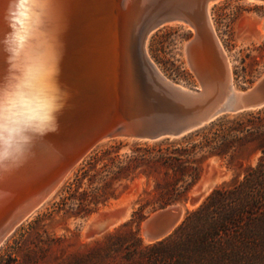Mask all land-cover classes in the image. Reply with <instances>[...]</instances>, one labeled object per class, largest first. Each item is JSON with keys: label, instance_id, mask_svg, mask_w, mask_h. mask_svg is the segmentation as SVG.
<instances>
[{"label": "rangeland", "instance_id": "obj_1", "mask_svg": "<svg viewBox=\"0 0 264 264\" xmlns=\"http://www.w3.org/2000/svg\"><path fill=\"white\" fill-rule=\"evenodd\" d=\"M209 17L216 39L231 64L229 73L233 90L240 92L249 89L264 74V32L259 31L260 20L264 18V3L219 0L211 6ZM257 24H259L258 28ZM193 37L192 29L183 23L162 25L148 36L145 51L150 61L165 78L176 85L195 91L200 87L199 82L187 64L185 56V45ZM235 115H222L216 120L224 117L232 119ZM203 128L208 129L209 124ZM195 132L185 137L191 135L192 139L199 142L200 137H195ZM242 136L244 134L237 137ZM181 139L158 142L126 141L118 138L100 140L66 173L46 199L10 233L0 246V264H126L118 237L130 238V234L136 232L143 246L151 244L144 242L141 225L145 219L161 210L151 208V203L156 201L152 177L139 174L132 181L114 183L112 188L115 189L114 194L118 196L117 199H110L106 205L99 206L95 213L87 217L74 216V211L67 207L64 211H57L55 204L62 197L67 196L63 191L64 187L72 182L79 169L88 167L87 163L93 162L96 171H99L111 159H115L112 165L127 161L133 155V151L138 149L146 153L150 152L151 156H157L159 153L172 156L173 147H170V144L175 143L176 148L184 147L185 144H180ZM261 143L262 139L256 135L235 142L234 150L223 157L198 152L195 155L196 159L205 156L200 161V179L179 201L168 206H182L193 196L200 184L210 176L206 168L211 160L214 171L225 177L215 186L213 185L214 187L201 197L198 205L186 210L185 214L198 207L213 189L230 186L240 181L246 168L255 166L260 157L258 146ZM140 169L159 173V178H162L164 171L161 167L154 169L142 166ZM112 170L115 171L114 168ZM168 173L171 171L168 170ZM104 174L98 172L96 181H99ZM87 183V179L82 181L80 191L88 190ZM95 186L100 185L95 184L93 187ZM120 200H122L121 206L111 211L107 210ZM141 204L148 206L142 211L144 219L140 224L137 226L132 223L116 233L122 224L131 220L132 213ZM109 213H124L127 218L113 228L110 227L112 229L109 228L98 234H93L87 229L88 219L91 216L97 215L99 218Z\"/></svg>", "mask_w": 264, "mask_h": 264}, {"label": "bare ground", "instance_id": "obj_2", "mask_svg": "<svg viewBox=\"0 0 264 264\" xmlns=\"http://www.w3.org/2000/svg\"><path fill=\"white\" fill-rule=\"evenodd\" d=\"M120 1L66 0L67 30L62 35L60 80L71 92L69 106L60 117L59 132L46 136L22 166L0 174V214L19 204L57 174L65 166L67 157L76 153L102 130L121 119L134 120L150 109L151 87L139 58L142 34L164 10L194 7L195 1L199 0H124L122 6ZM212 5L208 3L206 6V22L202 27L205 39H208V29L214 34L209 17ZM182 23L175 19L164 25ZM192 41L185 45V56L198 80V77L208 73L212 62L205 57L204 44L191 45ZM222 53L229 73L231 64L223 49ZM212 163L213 160L208 164ZM206 171L210 176L193 195L198 194L201 186L208 183L215 173L212 167L206 168ZM224 177L218 178L214 186ZM121 203L122 200L117 201L107 210L111 211L121 206ZM104 216L117 220L116 224L110 226L112 228L127 218L124 213H109L99 218L93 215L88 223L103 219ZM144 242L151 243L147 240Z\"/></svg>", "mask_w": 264, "mask_h": 264}, {"label": "trees", "instance_id": "obj_3", "mask_svg": "<svg viewBox=\"0 0 264 264\" xmlns=\"http://www.w3.org/2000/svg\"><path fill=\"white\" fill-rule=\"evenodd\" d=\"M194 134L200 137L199 142L191 134L181 139L184 147L176 148L171 143L172 156H151L150 152L138 149L127 161L112 165L115 159H111L99 171L93 162L87 163L88 167L79 169L64 187L67 196L55 204L57 211L67 207L74 211V216L87 217L110 199H117L114 183L132 181L139 174L153 178L156 201L151 203L152 210L163 209L179 201L200 179V161L205 156L196 159L198 152L223 157L234 150L235 142L257 135L262 143L255 166L247 167L240 181L213 189L198 207L185 214L169 236L145 246L136 232L130 238L118 240L126 264H264V108L236 114L232 119L215 120L208 129ZM142 166L163 168L162 178L159 173L141 170ZM98 172L105 174L96 181ZM84 179L88 190L80 191ZM95 184L100 186L93 187ZM146 206L141 204L116 233L132 223L138 226Z\"/></svg>", "mask_w": 264, "mask_h": 264}, {"label": "water", "instance_id": "obj_4", "mask_svg": "<svg viewBox=\"0 0 264 264\" xmlns=\"http://www.w3.org/2000/svg\"><path fill=\"white\" fill-rule=\"evenodd\" d=\"M120 1V6L123 5ZM219 0L195 1L194 7H176L158 14L145 29L140 41V62L147 72L150 92V109L134 120L121 119L109 128L102 130L76 153L65 159V166L38 189L29 194L19 204L0 214V246L42 201L56 188L66 173L97 142L106 138L126 139L138 142H158L177 140L189 135L217 118L226 114H239L264 108V74L252 87L234 92L226 68L222 49L216 36L208 29V39L202 33L206 22V6ZM264 3V0H250ZM179 19L194 32L191 45L204 44L205 57L212 62L208 73L198 77L199 89H183L165 78L144 52L146 38L164 23ZM259 30L264 32V18ZM126 119V118H125ZM212 167L211 164L207 168ZM224 175L215 172L200 192L191 196L182 206H167L142 222L141 235L151 243L169 236L182 221L186 210L196 206L203 195ZM113 217L104 216L88 225L93 234L101 233L116 224Z\"/></svg>", "mask_w": 264, "mask_h": 264}, {"label": "clouds", "instance_id": "obj_5", "mask_svg": "<svg viewBox=\"0 0 264 264\" xmlns=\"http://www.w3.org/2000/svg\"><path fill=\"white\" fill-rule=\"evenodd\" d=\"M66 0H2L0 174L22 166L50 133L71 92L61 80Z\"/></svg>", "mask_w": 264, "mask_h": 264}]
</instances>
